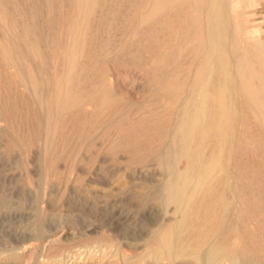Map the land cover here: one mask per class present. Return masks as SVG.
Here are the masks:
<instances>
[{"label": "rangeland", "instance_id": "obj_1", "mask_svg": "<svg viewBox=\"0 0 264 264\" xmlns=\"http://www.w3.org/2000/svg\"><path fill=\"white\" fill-rule=\"evenodd\" d=\"M95 2L88 15L82 12L87 3L79 0H0V264H167L140 256L152 232L177 218L173 206L159 200L167 170L154 154L171 142L179 99L165 93L157 76L167 75V54L176 57L173 65L185 68L196 57L188 47L166 43L164 32L151 36L152 27L139 19V33L132 36L130 2ZM258 4L227 0L232 24L250 45L264 40ZM76 26L79 44L70 36ZM71 45L80 59L74 67L64 58ZM65 71L73 74L75 89L80 87L81 103L58 115L49 106ZM22 78H38L40 92L32 84L22 86ZM240 117L237 128L252 132L248 148L253 149V142L264 140L260 122L247 111ZM49 120L55 124L52 132L43 126ZM250 157L246 160L252 162ZM182 165L176 161L178 168Z\"/></svg>", "mask_w": 264, "mask_h": 264}, {"label": "bare ground", "instance_id": "obj_2", "mask_svg": "<svg viewBox=\"0 0 264 264\" xmlns=\"http://www.w3.org/2000/svg\"><path fill=\"white\" fill-rule=\"evenodd\" d=\"M79 1L87 3L88 8L82 12L89 15L94 6L92 3H96V0ZM124 1L130 2L132 7L131 14L128 12L132 22V36L139 33L135 25L136 19H139L137 21H140L144 26L146 24L152 27L149 31L151 36L154 35L157 38L158 32L160 34L164 32L168 35L166 43L172 45L173 48L184 47L186 49L188 47L190 54L196 57V61H192L190 66L185 68L173 65L172 60L175 63L176 57L174 59L171 57L172 55L167 54L163 60L166 65V67L164 65V73L167 72V75L158 74L157 76L165 93L170 96L177 95L179 99V104L174 109L179 115L171 125L174 128L171 142L164 147L161 146L162 148L156 150L154 154L156 160L164 164L167 170L159 193V200L173 206L177 218H173L174 220L170 218L169 223L161 225L152 232L144 244L145 249L140 254L141 258L143 260L151 258L155 262L167 261V264H264V140H259V143L253 142L252 144H256V146L253 149L248 148L250 141L253 140L252 132L246 128L245 131L239 132L240 126L236 125L242 118L240 112L243 110L249 114H255L260 122V130L264 132V40L256 41L251 45L247 43L232 24L231 15L228 14L227 0ZM170 18H174V20L170 21ZM74 19L77 21L76 18ZM77 29L78 26L73 28L70 35L74 43L78 40ZM129 45L131 44L129 43ZM157 47L159 46L157 45ZM73 48L71 45L66 50L64 57L65 63L67 62V65H71V67H74L76 61L80 60L75 57ZM103 48L101 47V49ZM119 48L122 49V47ZM138 50L141 49L138 47ZM181 54L183 53L181 52ZM94 61L96 62L95 59ZM12 67L14 66L12 65ZM99 67L102 69L101 65ZM111 68L113 69V67ZM94 69L96 68L94 67ZM137 69L139 68L137 67ZM140 71L142 72V70ZM79 76L81 78V75ZM98 80L100 79L98 78ZM20 82L22 86L28 88L32 84L33 91H39L35 88L40 82L38 78L35 81H27L22 78ZM75 82L71 72L66 73L65 71L58 77L56 83L54 82L57 88L55 98L52 104H49L50 112L59 115L80 105V91H78L80 87L75 89L77 87L74 86L77 85ZM104 97L110 98L109 92L105 91ZM155 108L157 107L155 106ZM43 126L45 131L52 132L55 124L53 125L49 120ZM255 129L254 131H256ZM248 152L255 156L254 159L249 156L251 160L253 159L252 162L246 160L249 157L245 158ZM177 160L184 161L185 167L182 165L178 168ZM261 176L262 178H260Z\"/></svg>", "mask_w": 264, "mask_h": 264}, {"label": "crops", "instance_id": "obj_3", "mask_svg": "<svg viewBox=\"0 0 264 264\" xmlns=\"http://www.w3.org/2000/svg\"><path fill=\"white\" fill-rule=\"evenodd\" d=\"M255 4L259 3L257 6L258 16L264 21V0H254Z\"/></svg>", "mask_w": 264, "mask_h": 264}]
</instances>
